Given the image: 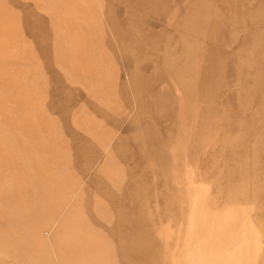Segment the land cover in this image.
<instances>
[{
  "label": "rangeland",
  "instance_id": "obj_1",
  "mask_svg": "<svg viewBox=\"0 0 264 264\" xmlns=\"http://www.w3.org/2000/svg\"><path fill=\"white\" fill-rule=\"evenodd\" d=\"M0 264H264V0H0Z\"/></svg>",
  "mask_w": 264,
  "mask_h": 264
}]
</instances>
